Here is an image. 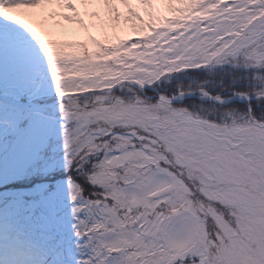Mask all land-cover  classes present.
I'll use <instances>...</instances> for the list:
<instances>
[{
	"label": "snow or ice",
	"instance_id": "6c2138e0",
	"mask_svg": "<svg viewBox=\"0 0 264 264\" xmlns=\"http://www.w3.org/2000/svg\"><path fill=\"white\" fill-rule=\"evenodd\" d=\"M0 264H264V0H0Z\"/></svg>",
	"mask_w": 264,
	"mask_h": 264
}]
</instances>
